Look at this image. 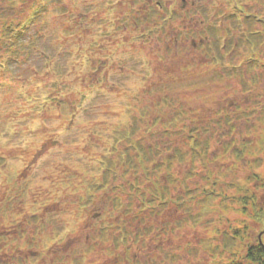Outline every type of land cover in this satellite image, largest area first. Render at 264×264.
<instances>
[{
	"label": "clouds",
	"instance_id": "clouds-1",
	"mask_svg": "<svg viewBox=\"0 0 264 264\" xmlns=\"http://www.w3.org/2000/svg\"><path fill=\"white\" fill-rule=\"evenodd\" d=\"M0 264H264V0H0Z\"/></svg>",
	"mask_w": 264,
	"mask_h": 264
}]
</instances>
